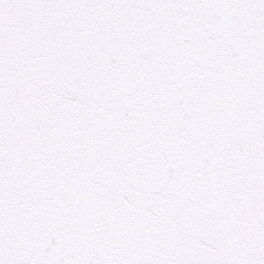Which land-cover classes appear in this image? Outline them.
Here are the masks:
<instances>
[{
  "label": "snow or ice",
  "instance_id": "snow-or-ice-1",
  "mask_svg": "<svg viewBox=\"0 0 264 264\" xmlns=\"http://www.w3.org/2000/svg\"><path fill=\"white\" fill-rule=\"evenodd\" d=\"M0 264H264V0H0Z\"/></svg>",
  "mask_w": 264,
  "mask_h": 264
}]
</instances>
